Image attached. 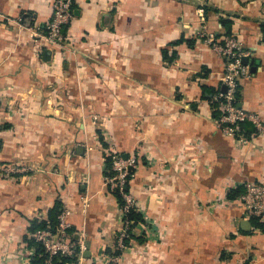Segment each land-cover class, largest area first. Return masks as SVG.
Wrapping results in <instances>:
<instances>
[{
    "label": "crops",
    "instance_id": "crops-1",
    "mask_svg": "<svg viewBox=\"0 0 264 264\" xmlns=\"http://www.w3.org/2000/svg\"><path fill=\"white\" fill-rule=\"evenodd\" d=\"M51 1L0 0V264L32 263L23 238L56 202L86 247L67 264H108L121 226L103 182L111 150L138 156L128 183L143 219L119 264H264V227L239 200L264 183V0H73L62 48L40 51ZM199 30L248 52L237 102L263 129L245 122L247 144L218 128L224 59Z\"/></svg>",
    "mask_w": 264,
    "mask_h": 264
},
{
    "label": "built area",
    "instance_id": "built-area-1",
    "mask_svg": "<svg viewBox=\"0 0 264 264\" xmlns=\"http://www.w3.org/2000/svg\"><path fill=\"white\" fill-rule=\"evenodd\" d=\"M73 0H52L51 16L46 24L44 32L35 33V42L40 51L44 49L62 48L66 35L63 33L65 25L69 24L73 18ZM197 36L205 41L213 52L224 59V74L222 82L224 89L216 91L211 102H216L221 114L216 118L218 128L224 134L235 137L241 145L247 144L249 139L254 135L251 133L247 137L242 131L241 123L250 122L257 129L262 130L259 115L244 110L238 106L237 94L239 85L243 78L249 76V67L243 62V58L248 55L241 42L234 35H225L215 37L203 30L197 32ZM109 152H114L113 150ZM138 164V156L131 153L126 157L120 154H113L111 175H103V182L106 184L111 193L118 191L123 199V203L119 205L121 211V226L114 241V250H118L116 254H106L105 259L108 264H119L123 252L128 249L124 239L129 237L127 232L128 220L124 215L130 210L140 211L136 199L127 191V184L135 174ZM3 171L10 174L22 171L14 165H4ZM241 204L245 208V216L247 219L252 217H264V183L246 182L244 190L239 196ZM87 206L83 201L81 209ZM73 211L68 202L61 205L60 212L57 215V223L53 230L47 228L37 229L32 233L33 238L40 242L47 254V259L43 264H51V260L56 255L76 256L80 258L85 250V244L82 240H74L71 238L69 216ZM141 222V221H140ZM139 224V222L133 227ZM32 264V263H28Z\"/></svg>",
    "mask_w": 264,
    "mask_h": 264
},
{
    "label": "trees",
    "instance_id": "trees-1",
    "mask_svg": "<svg viewBox=\"0 0 264 264\" xmlns=\"http://www.w3.org/2000/svg\"><path fill=\"white\" fill-rule=\"evenodd\" d=\"M73 12V11H72ZM67 25L64 26L63 28V33L65 34V28ZM179 43V42H178ZM166 54V52H165ZM214 103V102H213ZM214 104L217 105V103L215 102ZM221 114V111H219V115ZM218 115V116H219ZM217 116V117H218ZM246 126L245 121L241 123V128H243L242 125ZM101 141H103L102 136H100ZM103 144L105 146H107V144H105V142L103 141ZM117 153L120 154L121 156H123V154L119 153V152H108V154H104V162H103V175H111L114 173V171L112 170V163H113V154ZM127 191H129V183L127 184ZM242 191L241 186L235 189H231L228 193V197L229 198H233L236 195H238L240 192ZM113 195H115L119 205H121L123 203V199L120 195V193L118 191H115L114 193H112ZM61 209V204L60 202H56L54 204V206L49 210L48 214H47V220H37V219H33L31 220V224L30 226H28V232L27 234H25L23 240L24 243L27 246H32L34 248V252H33V256H32V264H43L45 262V260L47 259V254L42 246V244L38 241H36L33 236L32 233L37 230V229H41V228H47L50 230H53L54 227L56 226L57 223V215L60 212ZM124 217L128 220V228H127V232L129 233V237L124 239L125 245L129 246V241L132 238V230L133 227L140 221H142V216H141V212L139 211H135L134 209H130L125 215ZM263 217H252V223L255 226H258L260 228L264 227V222L261 221ZM118 234V233H117ZM108 253H112V254H116L118 253V250H110L108 251ZM77 258L76 256H63V255H56L52 258L51 260V264H67V263H74L76 262Z\"/></svg>",
    "mask_w": 264,
    "mask_h": 264
},
{
    "label": "water",
    "instance_id": "water-1",
    "mask_svg": "<svg viewBox=\"0 0 264 264\" xmlns=\"http://www.w3.org/2000/svg\"><path fill=\"white\" fill-rule=\"evenodd\" d=\"M246 60H247V58L244 57V58H243V62H245ZM223 89H224V88H223ZM238 106L240 107V104H238ZM124 157H126V155H124ZM242 223L246 225V228H249V227H250V222H249V221H243ZM87 254H88L87 251L84 252V256H87Z\"/></svg>",
    "mask_w": 264,
    "mask_h": 264
}]
</instances>
